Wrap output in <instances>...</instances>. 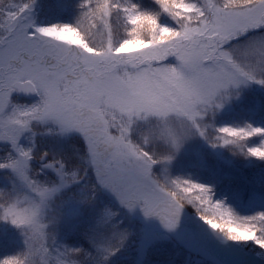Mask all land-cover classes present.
I'll return each instance as SVG.
<instances>
[{
  "label": "snow or ice",
  "instance_id": "6c2138e0",
  "mask_svg": "<svg viewBox=\"0 0 264 264\" xmlns=\"http://www.w3.org/2000/svg\"><path fill=\"white\" fill-rule=\"evenodd\" d=\"M156 3L176 22L175 28L161 26L154 15L135 5L122 7L117 0H86L74 26L33 28L23 15L30 4L0 6V141L9 142L18 154L0 163V169H10L31 194L0 204V221L20 230L26 245L23 260L4 259L2 264H33L29 258L34 255L39 264H50L42 214L60 188L78 182L77 174L66 173L59 161L43 165L55 172L58 186H44L29 175L32 157L17 140L31 131L32 122L51 121L62 133H80L96 183L122 206L139 205L145 216L158 217L168 229L176 226L184 203L200 212L208 206L220 222L204 211L200 218L205 224L229 240H251L264 248V214L238 219L212 203L207 188L186 181H172L165 190L152 178L151 169L171 156L157 159L130 138L140 120L163 122L160 135L171 152L192 130L204 136L198 118L211 109L218 93L264 73V42L224 50L238 37L264 29V0H202L200 6L186 0ZM114 14H122L126 25V38L118 44ZM66 34L76 40L63 39ZM170 57L174 65L166 63ZM14 92L35 94L39 102L5 114ZM174 122L182 124V133ZM219 132L225 134L226 145L264 135L259 128ZM148 142L145 137L144 144ZM248 154L264 159V148H251Z\"/></svg>",
  "mask_w": 264,
  "mask_h": 264
},
{
  "label": "rangeland",
  "instance_id": "374dc122",
  "mask_svg": "<svg viewBox=\"0 0 264 264\" xmlns=\"http://www.w3.org/2000/svg\"><path fill=\"white\" fill-rule=\"evenodd\" d=\"M34 1H37V6L33 5ZM148 1L145 7L137 0L130 2L117 0V3L122 7L135 5L144 13L149 10L161 26L176 27V22L160 9L156 0ZM8 2L18 6L30 4L27 9L36 12L29 16L25 13L23 15L35 28L52 25L74 26L82 14L81 5L86 3V0H2L0 6ZM186 3L200 6L202 0H186ZM66 13L70 17L66 23L50 22L54 20L53 16ZM116 24L119 28V39L116 41L118 44L120 40L126 38V25L123 24L122 14L116 18ZM62 38L69 42L76 40L71 34H66ZM253 42H264V29L253 30L238 37L225 45L224 50L231 52L233 48L242 49ZM166 63L174 65L176 61L170 57ZM37 103L29 105L13 103L10 99L5 114L10 113L13 107L28 109ZM258 115L264 117V73H257L252 80L242 81L221 90L214 98L211 109L198 118V126L204 132V136L192 130L175 152H171L160 135L163 122L158 124L155 120H140L136 123L130 138L144 150L154 154L157 159H162L166 155L171 156L167 161L153 164L151 169L152 178L163 185L165 190L172 187V181L200 185L209 190L212 203L221 204L230 210L234 217L252 218L264 214V196H260V193L264 194V159L249 155L248 150L264 148V135L237 141L238 145H226L225 134L220 133L219 129L264 130L262 119L256 118ZM38 124L40 126L35 127L32 126V122L31 131L23 133L17 140V146L28 151L32 157L28 161L29 175L44 186H58L59 180L55 172L43 165L54 161L60 162L61 159L64 162H60L64 165V171L68 174L75 172L78 180L60 188L45 209L47 218H44L43 214L41 217V222L46 225L45 243L52 261L59 259L62 264H231V257L227 255L222 245L223 240L219 238L220 232L213 230L209 225H202L205 223L200 216L204 211H207L209 218L220 222L219 215L214 214L210 207L204 206L200 212L197 206L188 203L196 209L198 216L179 215L176 226L168 229L158 217L145 216L139 205L129 209L122 206L115 195L113 198L109 196L101 198L100 195H103L105 189L95 185L97 183L94 180L95 175L92 174L93 169L85 162L86 146L82 135L74 130L56 132L51 126L55 124L51 121ZM173 126L177 132L184 131L180 122H174ZM57 134L59 136L54 137ZM145 137L149 139L147 144H144ZM64 140L74 141L73 147L69 149V146L63 145ZM44 143L48 145L47 148H42ZM46 151L50 152V154L47 152L50 159L40 164V155ZM17 156L9 142L0 141V163L7 162L9 157ZM205 166L210 167L211 171L204 173L199 181L201 174L199 171ZM217 173L226 175L220 178ZM1 178L7 179V182ZM243 186L245 190L238 191ZM253 192H256L255 196L251 197ZM0 193L3 194L0 195V204L20 199L25 195L31 197L10 169H0ZM192 195L195 196L196 193ZM80 222L86 224V228L80 236L76 234V237L77 239L82 237L86 241L82 244L77 242L63 244V239L67 237L65 230L72 233L71 230H74L76 223ZM195 223L197 230L193 233L189 227ZM187 224L189 227H186ZM261 234L258 232V235ZM71 238L74 239L73 236ZM0 240L6 243L12 241L19 251V255L13 258L24 259L26 245L20 230L0 221ZM232 242L243 244L255 252L254 257L264 261V248H260L254 241ZM86 243L91 244L94 254L86 248ZM5 259H9V256ZM29 260L33 264H39V257L35 255Z\"/></svg>",
  "mask_w": 264,
  "mask_h": 264
},
{
  "label": "trees",
  "instance_id": "16d2710c",
  "mask_svg": "<svg viewBox=\"0 0 264 264\" xmlns=\"http://www.w3.org/2000/svg\"><path fill=\"white\" fill-rule=\"evenodd\" d=\"M139 2H144V1H147V2H149L148 0H138ZM129 2H130V0H129ZM116 16H115V14H114V20H116ZM80 228V227H79ZM75 229V228H74ZM72 231V230H71ZM70 233V231H66L65 230V234H69ZM74 241H72V238H69V237H65V239H63V244H66V243H69V245L71 244V243H73ZM78 244H82V243H78ZM85 246H86V248L90 251V252H92L93 254L95 253L94 252V250H92V247H91V244H89V243H86L85 244ZM16 255H18V251H14V250H11V249H9V259H13V257L14 256H16Z\"/></svg>",
  "mask_w": 264,
  "mask_h": 264
}]
</instances>
